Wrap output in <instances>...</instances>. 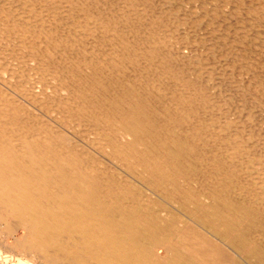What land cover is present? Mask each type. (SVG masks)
I'll return each instance as SVG.
<instances>
[{
  "label": "bare ground",
  "instance_id": "1",
  "mask_svg": "<svg viewBox=\"0 0 264 264\" xmlns=\"http://www.w3.org/2000/svg\"><path fill=\"white\" fill-rule=\"evenodd\" d=\"M1 237L264 264V0H0Z\"/></svg>",
  "mask_w": 264,
  "mask_h": 264
},
{
  "label": "rangeland",
  "instance_id": "2",
  "mask_svg": "<svg viewBox=\"0 0 264 264\" xmlns=\"http://www.w3.org/2000/svg\"><path fill=\"white\" fill-rule=\"evenodd\" d=\"M105 161L104 159H102ZM19 233H16V235ZM6 246H9L12 243L11 238H7L4 241L2 240V237L0 238V244H3ZM10 243V244H9ZM9 244V245H8ZM16 248L15 251L10 252V249L6 248L5 246L1 248L0 246V264H17L18 263V256H24V253L21 252L20 249ZM5 252V253H4ZM21 258V257H19ZM29 259H31L29 257ZM39 261V260H38ZM38 261L36 263L31 262V264H38ZM22 264V263H19Z\"/></svg>",
  "mask_w": 264,
  "mask_h": 264
}]
</instances>
